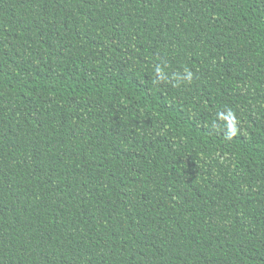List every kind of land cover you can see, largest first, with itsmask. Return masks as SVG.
Instances as JSON below:
<instances>
[{"label":"trees","instance_id":"obj_1","mask_svg":"<svg viewBox=\"0 0 264 264\" xmlns=\"http://www.w3.org/2000/svg\"><path fill=\"white\" fill-rule=\"evenodd\" d=\"M0 264H264V0H0Z\"/></svg>","mask_w":264,"mask_h":264}]
</instances>
